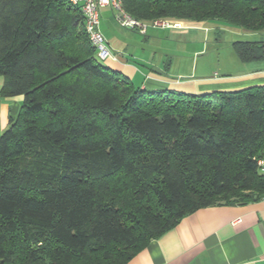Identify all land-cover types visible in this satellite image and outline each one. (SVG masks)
<instances>
[{"label":"trees","instance_id":"1","mask_svg":"<svg viewBox=\"0 0 264 264\" xmlns=\"http://www.w3.org/2000/svg\"><path fill=\"white\" fill-rule=\"evenodd\" d=\"M138 21L264 31V0H123ZM243 63L264 39L234 41ZM0 264H127L202 208L264 198V86L135 87L99 61L77 6L0 0Z\"/></svg>","mask_w":264,"mask_h":264},{"label":"crops","instance_id":"2","mask_svg":"<svg viewBox=\"0 0 264 264\" xmlns=\"http://www.w3.org/2000/svg\"><path fill=\"white\" fill-rule=\"evenodd\" d=\"M106 9L99 10L100 25L106 24ZM211 28L208 22L178 21L160 29L168 30V35H188L194 29L206 32ZM100 31L116 57L103 64L126 76L135 87L206 95L264 86V59L242 63L231 73L221 74L217 68L213 73L203 72L195 77L196 66L188 69L190 72H182L168 54L158 62L136 57L126 52V45L112 33L101 27ZM2 85L0 76V91ZM21 103L22 96L0 94V136L18 114ZM127 264H264V200L199 209L151 240Z\"/></svg>","mask_w":264,"mask_h":264},{"label":"rangeland","instance_id":"3","mask_svg":"<svg viewBox=\"0 0 264 264\" xmlns=\"http://www.w3.org/2000/svg\"><path fill=\"white\" fill-rule=\"evenodd\" d=\"M106 8V24L102 22L100 27L126 45V52L136 57L151 58L154 62L162 59L164 54L171 55L172 63L180 67L176 68L178 71L190 72L188 69L193 70L196 66L195 77L203 72L213 73L217 68L221 74L233 72L243 62L237 57L231 43L264 39V31H246L219 21H207L208 25L213 26L210 31L194 29L188 35H168V30L149 25L147 33L142 35L121 27L116 21L115 10Z\"/></svg>","mask_w":264,"mask_h":264},{"label":"built area","instance_id":"4","mask_svg":"<svg viewBox=\"0 0 264 264\" xmlns=\"http://www.w3.org/2000/svg\"><path fill=\"white\" fill-rule=\"evenodd\" d=\"M71 5L79 7L83 18L84 28L89 37V40L96 50L97 57L106 61L108 59H116L109 49L107 41L100 31L99 10L104 7H111L115 10V18L121 27L129 30L138 31L140 34H145L150 26L158 28H168L176 23H171L168 20L154 21H138L129 16L122 6L123 0H67ZM257 165L261 172H264V160L257 161ZM264 200V198H263Z\"/></svg>","mask_w":264,"mask_h":264}]
</instances>
